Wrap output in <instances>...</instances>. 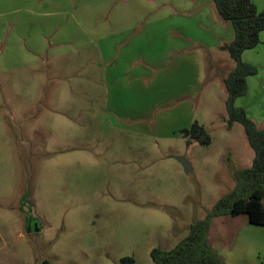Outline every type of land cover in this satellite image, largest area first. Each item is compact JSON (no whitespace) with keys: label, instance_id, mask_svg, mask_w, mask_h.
Wrapping results in <instances>:
<instances>
[{"label":"rangeland","instance_id":"374dc122","mask_svg":"<svg viewBox=\"0 0 264 264\" xmlns=\"http://www.w3.org/2000/svg\"><path fill=\"white\" fill-rule=\"evenodd\" d=\"M200 8L218 14L211 0H0V264H153L152 249H172L234 188L254 152L241 125L225 121L228 54L189 49L200 85L184 129L196 121L209 145L186 143L161 91L144 105L118 101L117 93L139 100L143 87L126 78L112 85L104 56H119L117 32L192 20ZM116 19L121 26L107 27ZM260 42L248 54H264ZM132 67L151 69L142 59ZM257 69L235 106L263 128L264 66ZM30 218L37 231L32 223L27 233ZM208 238L226 264H264V226L244 213L214 218Z\"/></svg>","mask_w":264,"mask_h":264},{"label":"trees","instance_id":"16d2710c","mask_svg":"<svg viewBox=\"0 0 264 264\" xmlns=\"http://www.w3.org/2000/svg\"><path fill=\"white\" fill-rule=\"evenodd\" d=\"M225 22L233 29V39L220 49L234 62L233 70L224 79L227 92L225 110L229 129L238 123L244 130L247 142L254 152L249 168L235 175L234 188L222 196L205 215L189 226L187 235L172 249L154 248L150 252L153 264H226L212 249L208 238L211 221L222 216L246 214L251 224L264 226V127L258 128L247 112L235 106L237 99L247 93V79L256 76L257 67L242 61V54L260 45V34L264 32V10L258 11L251 0H211ZM179 135L190 144L209 145L211 137L196 121ZM31 219V218H30ZM27 226H33L37 220ZM134 259L124 257L120 264H134ZM39 264H50L43 260Z\"/></svg>","mask_w":264,"mask_h":264},{"label":"crops","instance_id":"0c3cea01","mask_svg":"<svg viewBox=\"0 0 264 264\" xmlns=\"http://www.w3.org/2000/svg\"><path fill=\"white\" fill-rule=\"evenodd\" d=\"M251 2L258 11L264 10V0H251ZM197 11L192 20H189L188 17L183 19L171 18L169 20L153 21L141 27L138 31L133 32V26H130L123 33L117 32L116 46L125 41L119 49V56L112 58L109 52L104 54L110 61V68H112L109 72L112 85H119L120 81L124 82L121 79L126 78L129 86L133 87V85L139 84L143 87L141 88L142 94L138 93L140 98L137 101L132 102L130 93L121 96L117 93L115 98L118 101L127 100L131 105H144L146 100L150 98L149 93L151 91L158 93L161 91L163 98H167V104H175L171 107L174 109L169 111V121L177 123L176 131L178 133L184 127H187L190 122L187 100L197 94L200 85L199 70L201 64L196 53L189 54L190 45L201 43L202 48L220 49L229 43L234 35L231 25L223 21L218 14L216 15L210 10L206 12L204 8ZM200 13H203V15H200ZM109 25L118 28L122 25V22L116 19L109 22L107 27ZM123 27L125 28V26ZM136 33L141 35H135L134 37ZM193 35L196 39L192 38ZM260 40H264V32L260 34ZM106 48L108 50V46ZM113 48L111 45L110 50ZM248 51L242 54V61L257 68L263 67L264 54L257 52L256 55H251L248 54ZM139 59H142L148 68L155 69L156 73L154 74L151 69L147 70L145 67H132V63ZM161 66L164 67L158 71L157 68ZM190 75L191 77H189ZM259 75L258 72L256 76H253L254 80H251V77L247 79V94L251 91V85L249 87V84H251V81L256 83ZM146 79L148 81L144 83ZM122 85L127 86L125 83ZM143 93H145V96H143ZM239 100L240 98L236 100L235 104Z\"/></svg>","mask_w":264,"mask_h":264},{"label":"water","instance_id":"95a60500","mask_svg":"<svg viewBox=\"0 0 264 264\" xmlns=\"http://www.w3.org/2000/svg\"><path fill=\"white\" fill-rule=\"evenodd\" d=\"M177 161L181 164V166L183 167L184 169V172L185 173H190L192 171V168H191V165L190 163L188 162V160H186L185 158L183 157H179L177 158ZM34 229L36 230L37 229V225L34 224ZM33 230V228L29 225L27 226V229H26V232H31ZM37 231V230H36Z\"/></svg>","mask_w":264,"mask_h":264},{"label":"flooded vegetation","instance_id":"af4514ba","mask_svg":"<svg viewBox=\"0 0 264 264\" xmlns=\"http://www.w3.org/2000/svg\"><path fill=\"white\" fill-rule=\"evenodd\" d=\"M33 224H35V223H33Z\"/></svg>","mask_w":264,"mask_h":264}]
</instances>
